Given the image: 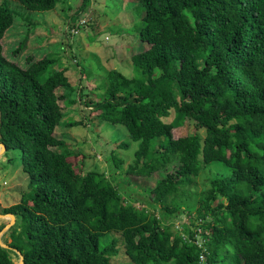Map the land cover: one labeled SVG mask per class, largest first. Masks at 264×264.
<instances>
[{
	"label": "trees",
	"instance_id": "16d2710c",
	"mask_svg": "<svg viewBox=\"0 0 264 264\" xmlns=\"http://www.w3.org/2000/svg\"><path fill=\"white\" fill-rule=\"evenodd\" d=\"M14 1L33 12L58 4ZM128 2L143 7L135 74L105 72V94L88 104L139 142L128 173L157 177L148 200H124L104 173L77 172L56 136L66 118L60 102L76 103L69 70H55L49 56L28 58L26 68L9 60L2 41L15 13L0 5V143L22 152L28 178L21 202L5 210L17 218L9 246L24 264H115L119 234L130 264H264V0ZM187 120L205 137L175 139ZM212 164L232 175L200 194L201 223L176 230L173 220L195 209L179 197ZM13 251L0 245V264H14Z\"/></svg>",
	"mask_w": 264,
	"mask_h": 264
},
{
	"label": "rangeland",
	"instance_id": "374dc122",
	"mask_svg": "<svg viewBox=\"0 0 264 264\" xmlns=\"http://www.w3.org/2000/svg\"><path fill=\"white\" fill-rule=\"evenodd\" d=\"M125 0H58L56 8L48 12H33L14 0H0V5L15 13V22L2 41L4 54L22 68L28 66V58L41 60L49 56L58 62L55 70L68 69L76 95V103L64 107L66 118L56 130V136L67 140L69 150L74 154V164L80 174L89 171L104 173L118 188L124 200L147 199L157 177H137L128 173L134 163L139 142L133 141L124 126L112 125L93 113L90 102H98L105 94V72L115 68L127 77H133L135 68L131 61L133 52H139L136 26L143 7L125 3ZM139 10V12H138ZM27 40L26 49L18 57L11 53ZM84 75V77H83ZM97 80V81H96ZM98 85L101 90L97 91ZM62 93V90H59ZM166 119L167 122L172 121ZM69 123L78 126L68 127ZM205 131L193 121L173 131L175 139ZM79 156L78 158H76ZM84 156V158H83ZM232 170L221 164L205 168L195 179L196 185L188 195L179 200L192 206L194 211L182 214L173 220L176 230L182 232V225L191 226L198 216L197 200L210 187L209 181L218 177H228ZM28 192V178L22 166V152L2 150L0 153V240L8 245L12 242L11 229L17 224L5 210L21 202ZM217 204V203H215ZM138 207L143 205L136 204ZM12 226L9 230L5 228ZM119 254L112 259L115 264H130L125 253L121 235ZM198 242L204 243L201 235ZM14 264L21 258L13 251Z\"/></svg>",
	"mask_w": 264,
	"mask_h": 264
},
{
	"label": "water",
	"instance_id": "95a60500",
	"mask_svg": "<svg viewBox=\"0 0 264 264\" xmlns=\"http://www.w3.org/2000/svg\"><path fill=\"white\" fill-rule=\"evenodd\" d=\"M0 144H1V143H0ZM1 146L3 147L4 150H7V149H6V146H5L4 144H1ZM8 216H11L12 219H13V221H15V218H16L15 215H13V214H9ZM11 227H12V226L10 225V226H7L5 229H6V230H9ZM0 235H1V233H0ZM0 245H1L3 248H5V249L14 250L15 252H17V253L19 254L20 258H21V261H20L19 264H24V256L22 255V253H21L20 251L11 248V247L8 246V245L3 244V243L1 242V240H0Z\"/></svg>",
	"mask_w": 264,
	"mask_h": 264
},
{
	"label": "bare ground",
	"instance_id": "6f19581e",
	"mask_svg": "<svg viewBox=\"0 0 264 264\" xmlns=\"http://www.w3.org/2000/svg\"><path fill=\"white\" fill-rule=\"evenodd\" d=\"M2 150H3V147H2L1 144H0V153L2 152Z\"/></svg>",
	"mask_w": 264,
	"mask_h": 264
},
{
	"label": "crops",
	"instance_id": "0c3cea01",
	"mask_svg": "<svg viewBox=\"0 0 264 264\" xmlns=\"http://www.w3.org/2000/svg\"><path fill=\"white\" fill-rule=\"evenodd\" d=\"M126 2L128 1V0H125ZM129 1H131V0H129Z\"/></svg>",
	"mask_w": 264,
	"mask_h": 264
}]
</instances>
